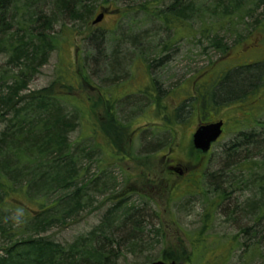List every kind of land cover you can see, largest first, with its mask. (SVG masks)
Returning a JSON list of instances; mask_svg holds the SVG:
<instances>
[{"label": "rangeland", "instance_id": "obj_1", "mask_svg": "<svg viewBox=\"0 0 264 264\" xmlns=\"http://www.w3.org/2000/svg\"><path fill=\"white\" fill-rule=\"evenodd\" d=\"M24 1H8L7 38L22 30ZM30 1H32L31 12L37 10L48 13L51 9L47 3L51 0ZM171 1L106 0L101 5L108 7L112 12L106 14L97 24H93L92 20L99 13V8L93 11L87 23L67 16L56 17L51 32H48L54 34L55 47L23 94L27 95L54 84L56 77L61 73V68L72 65L73 59L76 58L75 71L86 74L88 80L81 78L73 94L61 96V103L69 114L79 113L77 108L81 111V107L86 108L88 105L93 107V111L89 123L85 116L83 117V112H80V124L70 133L69 139L75 149L82 144L94 149L82 160L81 167L87 168L83 174V182H88L100 171L105 172V178L109 174L110 181L104 187L106 191L102 194L98 193L97 186L90 189L88 196L90 199L85 197L83 203L85 208L75 214V220L69 221L65 226L51 227L42 235L63 245L72 243L79 236L86 237L89 232L94 231L106 209L122 200L135 204L136 211L132 212L133 216L130 220L132 223L128 226L137 225L136 242L141 246L136 248L135 254L126 252L119 256L115 264L149 263L158 260L163 250H173L179 254L182 245L186 252L192 254L191 264H264L258 260L247 263L250 257L243 253L244 247L232 251L233 243L230 244L234 237L240 241L242 226L255 225V221L252 222L253 218L243 219L238 210L243 206L248 207L247 200L257 202V199L264 198V170L260 168L254 174L240 170L245 156L249 160L253 158L252 162L263 163L264 159L256 156V152L264 147V134L260 132L258 136L259 149L253 148L248 155L244 150L238 149L231 155L227 154L230 151L226 149L232 142L239 143L240 138L236 140L237 133L241 130L250 132L254 128L258 131V128L225 126L223 136L214 143L210 152L203 156L200 162L202 163L200 175H197L186 189L177 190V187L173 186L171 191L177 190L173 193H170L168 186L179 182L182 177L163 171L161 160L173 145L174 152L180 160L195 162L199 157L191 153L190 149L191 134L197 122L194 113L197 110L195 109L194 113L185 111L175 120L180 103L177 95L184 88L188 90L192 88L193 78L195 79L193 85L196 84L197 89L203 82L209 80L212 82L214 74L217 75L222 69L238 65L239 62H254L256 59L248 58L250 54L264 61V36L261 29L256 26L257 23L248 18L245 19L249 22L246 27L241 23L236 24L238 21L235 19L232 20L234 25L225 23L222 18L225 13H222V17L219 15L222 9H215L213 12L209 9L214 4V0H202L201 5L205 4L208 8H202L205 14L202 22L196 19L192 23L196 30L195 39H179L151 14L155 4L168 6ZM91 2L97 7L103 1L91 0ZM12 12L14 15L17 14L15 22H10V19H13ZM257 12L256 20L259 21L261 15H264V7L259 8ZM33 23L36 28L40 27L41 21L36 22L34 19ZM202 26L208 29L204 31L207 39L213 37L209 31L214 28L219 31L220 36L225 37V41L230 46L220 59V51L212 48L206 39L200 37L199 31L202 30ZM235 33H239L240 37ZM19 35L22 37L23 32ZM175 38L178 40L174 42ZM238 39L236 44L230 45ZM250 39L255 42L251 43L252 49L248 51V56H244L247 52L241 54L240 50ZM169 41H173V45L165 49L164 46L169 44ZM252 50L254 52H251ZM164 56L168 57L161 62L160 59ZM9 58V54L0 52V67L3 70L10 68V65H7ZM111 64L115 67H111ZM152 78L165 92L174 89L172 93L166 95L167 98L165 97L169 106L167 114L172 115L171 124L164 125L161 110L153 107L154 103L147 94L138 91L148 82H152ZM147 86L144 87L145 90ZM54 88L57 94L63 95L59 91L62 89L59 83H55ZM151 90L156 89L151 86ZM108 99L109 103L115 105L113 107L115 118L121 126L126 127L123 145L126 146V153L130 152L131 155L123 154L122 148L113 151L106 148L105 152L104 149L102 150L106 143L104 134H94L91 131L95 123H98L97 126L105 123L104 108L108 104L105 105V100ZM258 100L262 101V99ZM225 103L228 104V111L223 110L222 104ZM242 103L244 102H238L237 98L228 101L218 100L216 110H207L208 115L205 116L217 120L227 114L229 119L244 109ZM189 107L191 106L188 104L187 110ZM198 115L200 117V114ZM254 119L264 121V105ZM1 128L3 126L0 125V130ZM88 148L85 150L87 153ZM123 155L125 157L120 159ZM134 156L137 157L136 160L133 159ZM98 158L99 161L96 162ZM234 160L238 161L236 167L232 166L235 164ZM111 189L116 192L112 196L116 199L114 201L111 198L107 199L106 196ZM219 194L221 198L218 197ZM209 200H214L215 204L210 202L213 206L209 205ZM262 205L263 203H260V206ZM205 213L209 214V223L203 227ZM2 217V222L11 226L13 230H21L25 227L24 215L19 210L7 212ZM258 229L260 246L264 248V216L258 222ZM0 236L2 237L1 234Z\"/></svg>", "mask_w": 264, "mask_h": 264}, {"label": "trees", "instance_id": "obj_2", "mask_svg": "<svg viewBox=\"0 0 264 264\" xmlns=\"http://www.w3.org/2000/svg\"><path fill=\"white\" fill-rule=\"evenodd\" d=\"M8 1L10 0H0V52L10 56L7 62L10 68L3 70L0 67V125L3 126L0 130V234L4 237L3 239L0 236V264H115L119 256L126 252L135 254L137 253L136 248L141 246L136 242L135 228L137 225L128 226L129 223H132L130 221L133 216L132 212L136 211L134 203L122 200L113 203L106 209L94 231L88 233V237L79 236L72 243L63 245L42 235L51 227L65 226L69 221L75 220V214L85 208L83 203L89 196L90 189L97 186L98 193L102 194L106 191L104 187L110 181L109 174L105 178V172L100 171L88 182H83V174L87 168H82L81 163L86 155L94 149L88 148L86 144L75 149L69 139L70 133L80 124V112H83V117L85 116L84 118L89 123L93 107H89V105L86 108L81 107V111L77 108L79 113L69 114L61 103V96L74 93L80 81L88 80V76L75 71L74 66L77 59L74 58L72 65L69 64L68 67L61 68V73L58 74L54 82V84L59 83L62 88L59 91L63 95L57 94L54 84L27 95L23 94L24 90L28 89L31 79L47 62L50 52L55 47L54 34L48 32H51L56 17L67 16L87 23L96 8L105 14L112 11L101 5L106 0H102L103 2L99 3L97 7L92 4L91 0H51L47 2L51 8L48 13L37 12V10L31 12L32 1L25 0V12L21 22L22 30L7 38ZM201 1L172 0L168 6H160V3H157L151 14L171 30L172 35L179 39L191 38L194 40L196 30L192 23L196 19L202 22V17L205 15L202 11L205 4L201 5ZM262 7H264V0H214V4L209 9L212 12L215 9H222L219 15L222 17V13H225L222 17L225 23L234 25L232 20L235 19L238 21L236 24L241 23L244 25L243 27H246L249 22L245 19L248 18L250 21L256 22V26L262 31L264 15L260 14L262 18L259 21L256 20L257 11ZM15 15L12 12L13 19H10V22H15L17 14ZM34 19L36 22L41 21L40 27L35 28ZM205 30L208 29L202 26V30L199 31L200 37L206 39L212 48L220 51V59L230 46L225 41V37L220 36L218 30L210 29L209 33L213 37L209 39L205 35ZM20 32H23L22 37L19 35ZM235 35L240 37L239 33H235ZM177 40L175 38L173 41ZM173 41L165 44L164 48L169 49L173 45ZM237 41L239 39L234 40L230 45L236 44ZM247 51L249 50L241 49L240 53ZM244 56H248V52ZM167 57H162L160 61L162 62ZM248 58L256 60L248 65L222 69L217 75L214 74L212 82L208 81L202 85L200 92H196L195 88L189 90L184 88L177 95V98L183 100L177 108L175 120L185 111L194 113L195 109L200 110L194 108V101L198 99V96L202 103L201 113L208 109L213 110L210 107L211 102L214 105L218 100L224 99L228 101L237 98L238 102H244L242 105H246L249 97L257 95L262 96L264 103V70L262 72L264 61L252 54ZM111 67L114 68L115 65L111 64ZM193 80L194 78L191 82ZM152 82H154L153 85ZM152 82H148V86L145 85L147 86L146 90L144 86L138 91L147 94L154 103L153 107L161 110L162 121L171 124L170 116L172 115L167 114L169 106L166 98L174 89L165 92L153 78ZM151 86L156 90L152 91ZM105 101V105L108 104L104 108V127L97 126L98 123H95L91 131L94 134H104L106 143L102 150L104 149L106 152V148H110L112 151L122 148L124 154L126 146L123 145V140L126 127L121 126L115 118L114 104L109 103V99ZM187 103L191 106L189 110H187ZM222 107H224V111L229 110L226 103L222 104ZM256 128L258 131L255 128L250 132L239 131L236 136V140L238 137L240 138L239 143L232 142L226 149L230 151L227 154L233 155L239 149L244 150L248 155L253 148L259 149L258 136H260V132L264 134V126H256ZM87 148L88 153L85 152ZM81 153H83L82 157ZM126 154L131 155L132 153ZM256 156H261L264 159V147L262 150H257ZM133 159L136 160L137 157L134 156ZM252 160L245 156L241 162L240 170L251 174L260 168L264 170V161L263 163L259 161L257 164ZM98 161L99 158L96 162ZM234 161L235 164L232 166L236 167L238 161ZM98 166L101 165L98 164ZM188 187L181 186L177 190ZM115 194L116 192L114 193V190L111 189L106 194L107 199L116 200L112 198ZM218 197L221 198L220 194ZM88 199L90 198L88 197ZM257 200V202L256 200L252 202L247 200L248 207L243 206L238 210L243 219L248 217L252 220L253 218L252 222L255 221V225L242 226L239 234L240 241H237L235 237L230 241V244L233 243L232 251L235 248L244 247L242 248L243 253L250 257L247 263L255 260L264 263V248L260 246L258 229V222L264 216V198ZM208 202L215 204L214 200ZM260 203L263 205L260 206ZM12 210H19L24 215L23 226L25 227L23 229L13 230L11 226L2 222V216ZM208 223L209 214L205 213L203 227ZM180 249L179 254L173 250H163L158 258L164 261L190 262L192 254L186 252L183 245Z\"/></svg>", "mask_w": 264, "mask_h": 264}, {"label": "flooded vegetation", "instance_id": "obj_3", "mask_svg": "<svg viewBox=\"0 0 264 264\" xmlns=\"http://www.w3.org/2000/svg\"><path fill=\"white\" fill-rule=\"evenodd\" d=\"M262 34H263V32H262ZM253 42H255V40L250 39L249 41H246L244 43L243 49L251 50V48H252L251 43L253 44ZM241 54H244V53L241 52ZM243 65H248V63L239 62L238 65L231 66L230 68L239 67V66H243ZM210 82H211V80H209V83ZM196 87H197V85L194 84L193 88L196 89ZM201 88H202V85L199 84L196 92L200 91ZM101 96L103 99L105 98L102 93H101ZM197 98L198 99L194 101V103H195L194 108H197L200 110L199 111L197 110L198 113L195 114L197 116V122H196L195 126H199L201 124L210 123V122H214V121H218V120L223 121V126H228V125H231V126H264V124H262V122L254 119L255 116H257V112H259V110H261L263 108L264 103L261 101L262 96L256 95V97H249L248 100H250V101H249L248 105H244L243 106L244 109L242 111H240V113L235 114L233 117H229V119L227 117V114H225L222 117L218 118L217 120L207 118L205 116V114H207V113H205L206 110L204 111L205 114L200 112L202 103L199 100V96ZM258 99H260L261 102H259ZM182 100L183 99H179V101H180L179 105L182 104ZM231 100H233V99H231ZM216 104L213 105L211 102L210 107H214L213 109H215ZM255 104H258V105H255ZM226 105H228V104L226 103ZM114 107H115V105H114ZM198 114H200V117ZM163 124L167 125V123H163ZM102 126H103V123H102ZM167 152L168 153L166 155L164 154V156H162V159H161L163 162V166H164L163 171H168L170 173H173L179 178L180 177L185 178L186 182L192 180L194 177V174H193L194 172L191 173L190 171L196 170L199 167L200 162H201L200 159L203 160L202 159L203 156L202 157L200 156L199 160L197 162L190 160L191 163H194V164H191L190 161L186 162V161H183V160H180L179 158H177V156L174 152V145ZM124 157H125V155L122 156V158H124ZM181 162H184V163H181Z\"/></svg>", "mask_w": 264, "mask_h": 264}, {"label": "water", "instance_id": "obj_4", "mask_svg": "<svg viewBox=\"0 0 264 264\" xmlns=\"http://www.w3.org/2000/svg\"><path fill=\"white\" fill-rule=\"evenodd\" d=\"M103 18V13H100L94 20L93 24L100 22ZM222 121L203 124L196 128L193 134V146L201 153H206L222 133ZM135 264H189L178 262H165L163 260H156L149 263H135Z\"/></svg>", "mask_w": 264, "mask_h": 264}]
</instances>
